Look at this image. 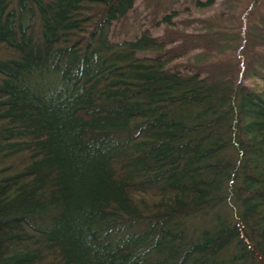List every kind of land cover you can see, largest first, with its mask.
<instances>
[{"label":"trees","instance_id":"1","mask_svg":"<svg viewBox=\"0 0 264 264\" xmlns=\"http://www.w3.org/2000/svg\"><path fill=\"white\" fill-rule=\"evenodd\" d=\"M134 5L0 0V264H153L144 259L161 247L168 257L155 264H250L221 259L227 241L264 264V63L252 70L259 87L245 88L240 60L200 70L207 47L177 53L149 30L111 41ZM233 48L213 52L238 57ZM186 115L200 122L187 127ZM229 148L238 156L226 163ZM231 160L240 217L178 243L184 218L213 196L225 202L220 176L209 177L230 173Z\"/></svg>","mask_w":264,"mask_h":264},{"label":"rangeland","instance_id":"2","mask_svg":"<svg viewBox=\"0 0 264 264\" xmlns=\"http://www.w3.org/2000/svg\"><path fill=\"white\" fill-rule=\"evenodd\" d=\"M197 1L203 5H197ZM207 1L135 0L133 10L113 25L109 39L113 42L125 40V38L130 40L137 34L139 35L143 30H149L159 40L172 41V44L175 43L169 46V49L177 53L181 52V49L190 48L193 43V45L200 46L203 49L207 47L209 49L207 52H211V54L209 53L210 60L202 64L199 67L200 70H202L201 68L204 69V65L206 66L207 64L213 65L214 71L216 69L222 71L229 69L228 67L234 65V63L238 64L240 60L244 63L241 71L248 69L249 71L248 74L239 73L237 80L239 81V86L253 88L257 85L256 88H258L262 82L258 76L252 74V70L254 66L260 67L262 66V62L264 63V49L260 48V46L264 48V40H262L264 38V35H262L263 28H261L264 25V0H215L213 7L210 9L207 6ZM229 1L234 8L232 13H230L229 9L227 10V6L225 5V2ZM173 10L180 12L178 18L174 20V24L171 26L161 24V18ZM223 12H227L226 17H224L225 14ZM257 30H261L259 31L261 32L260 36L256 32ZM225 34H227V43L221 42L224 40ZM184 37L186 38L184 39ZM176 39L178 42H175ZM233 39L236 40L232 41ZM222 43L226 47L229 46V49H234L233 47L237 48L239 56L235 57L232 51L227 50L220 54L214 53L213 46H221ZM203 52L206 53V51ZM175 65L181 68L186 67L187 60L181 58ZM229 80L227 79L224 82L225 89L222 90V93H226V84L229 88L231 86L234 88L232 84L228 83ZM219 114H221L220 110L217 111L216 116ZM182 122L188 127L200 122V119L198 117L195 118L194 115H186L182 117ZM227 140H229L228 137ZM233 154L236 153L233 152L232 148L226 149L225 153L223 152V155H221L222 161L227 163L228 155L232 156ZM236 156L238 155L236 154ZM232 162L234 164L231 167L227 164V168H231L230 173H227V171L222 174L213 172L209 177L214 178L216 181L221 178L218 197L222 196L225 202L220 204L219 201L214 200L213 196L211 200L207 201L208 210L204 208L202 215H193L191 219L189 217L184 218V226L180 225L176 231L178 243L184 244L190 237L194 238L200 231H205L204 229L215 228L214 230L212 229V234H216V231L218 232L222 227L227 226L228 228L232 224V218L240 217L239 212L242 209L239 203H237L235 196V186L240 182V173L238 172L239 160ZM233 168L236 169L234 170ZM219 176L220 178H218ZM227 243V247L220 254L221 259L228 261L232 258L233 254L236 256L241 253L247 256L250 264L260 263L259 258L257 260L253 258L254 256L246 243H240L239 245L234 241H227ZM166 257H168V253H165L161 247L158 251L154 250V252L148 254L144 260H147L146 263L153 261V264H155L156 262L160 263ZM244 264H248V262L246 261Z\"/></svg>","mask_w":264,"mask_h":264}]
</instances>
